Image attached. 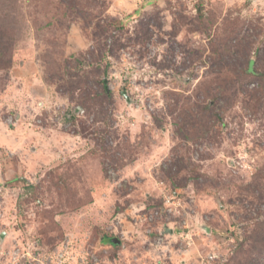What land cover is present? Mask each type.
Instances as JSON below:
<instances>
[{"label":"rangeland","instance_id":"1","mask_svg":"<svg viewBox=\"0 0 264 264\" xmlns=\"http://www.w3.org/2000/svg\"><path fill=\"white\" fill-rule=\"evenodd\" d=\"M0 264H264V0H0Z\"/></svg>","mask_w":264,"mask_h":264},{"label":"built area","instance_id":"2","mask_svg":"<svg viewBox=\"0 0 264 264\" xmlns=\"http://www.w3.org/2000/svg\"><path fill=\"white\" fill-rule=\"evenodd\" d=\"M213 260L215 259V257L212 258Z\"/></svg>","mask_w":264,"mask_h":264},{"label":"trees","instance_id":"3","mask_svg":"<svg viewBox=\"0 0 264 264\" xmlns=\"http://www.w3.org/2000/svg\"><path fill=\"white\" fill-rule=\"evenodd\" d=\"M105 94H107V91H105Z\"/></svg>","mask_w":264,"mask_h":264}]
</instances>
